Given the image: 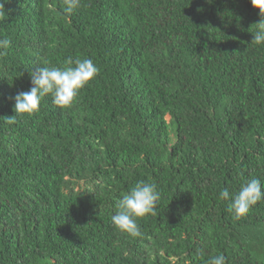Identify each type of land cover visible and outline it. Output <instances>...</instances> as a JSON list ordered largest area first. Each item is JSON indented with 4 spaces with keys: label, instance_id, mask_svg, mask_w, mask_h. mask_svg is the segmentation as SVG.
<instances>
[{
    "label": "trees",
    "instance_id": "1",
    "mask_svg": "<svg viewBox=\"0 0 264 264\" xmlns=\"http://www.w3.org/2000/svg\"><path fill=\"white\" fill-rule=\"evenodd\" d=\"M0 39V264H264V200L237 219L230 196L264 187V44L251 0H7ZM90 58L70 107L47 95L17 114L30 73ZM155 183L142 236L117 203Z\"/></svg>",
    "mask_w": 264,
    "mask_h": 264
},
{
    "label": "clouds",
    "instance_id": "2",
    "mask_svg": "<svg viewBox=\"0 0 264 264\" xmlns=\"http://www.w3.org/2000/svg\"><path fill=\"white\" fill-rule=\"evenodd\" d=\"M7 0H0V19L5 16L4 4ZM252 6L259 9L262 19L255 24L256 30L252 42L256 45L264 44V0H251ZM80 6V0H64L66 14L73 13ZM11 40L0 39V55H5L11 47ZM99 74V68L90 58L69 60L65 66H43L30 73L31 87L28 91L20 92L13 98L15 115L6 117L9 125L16 123L17 114H33L39 110L41 101L50 95L55 105L70 107L78 97L80 91L93 81ZM221 200L230 201L228 211L237 219L248 214L258 202L264 200V187L260 180L251 179L242 184L239 191L230 196L228 188L219 193ZM160 193L155 183L137 182L128 193L124 194L117 203L118 211L111 217L115 228L126 232L132 237L142 236L136 218L146 215H156ZM208 264H226L223 254L210 257Z\"/></svg>",
    "mask_w": 264,
    "mask_h": 264
}]
</instances>
